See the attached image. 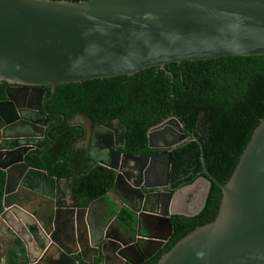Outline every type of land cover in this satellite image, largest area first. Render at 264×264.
Masks as SVG:
<instances>
[{"label": "water", "instance_id": "water-1", "mask_svg": "<svg viewBox=\"0 0 264 264\" xmlns=\"http://www.w3.org/2000/svg\"><path fill=\"white\" fill-rule=\"evenodd\" d=\"M248 56H264V0H0V83L9 85L0 102V169L7 174L0 233L15 238L4 227L37 218L48 248H38L39 256L30 253L29 264H79L77 254L87 264L99 257L103 264H143L173 237L174 215L193 217L203 210L214 183L222 192L216 218L181 238L157 264H264V120L222 183L209 171L200 140L177 118L149 131V147L160 153L142 157L119 152L115 132L90 116H74L69 125L83 129L82 142H89L95 164L116 172L113 191L121 192L135 215L134 225L125 224L126 234L143 231L145 238L96 241L85 216L97 202L79 208L70 179L49 177L25 162L46 144V88L51 100L61 85ZM19 95L40 119L23 116ZM192 142L199 146L205 177L172 192V152ZM160 168L163 173L150 183V172ZM201 182L206 192L195 209L182 204V191Z\"/></svg>", "mask_w": 264, "mask_h": 264}, {"label": "trees", "instance_id": "trees-1", "mask_svg": "<svg viewBox=\"0 0 264 264\" xmlns=\"http://www.w3.org/2000/svg\"><path fill=\"white\" fill-rule=\"evenodd\" d=\"M8 87L7 83H0V101L6 99ZM46 91L49 99L51 89ZM47 111L56 117L50 119L45 147L31 151L25 162L29 168L47 172L49 177L70 179L79 208H89L94 202L113 204L110 194L116 172L95 164L85 147L75 148L84 137L81 127L69 125L76 114L88 115L97 124L113 130L119 152L142 157L160 153L149 147V131L177 118L185 132L202 143L209 171L226 183L264 120V56L174 63L165 70L151 68L131 77L61 85L48 102ZM172 155V191L205 177L197 143H183ZM6 179V172L0 169V216L4 212ZM221 197L220 188L211 183L206 204L198 215H174L173 237L144 264H157L181 238L213 221ZM111 208L117 222L135 224V215L129 209H118L114 204ZM8 264L25 262L19 263L16 254L11 253ZM80 264L87 263L81 260ZM94 264H103V258H97Z\"/></svg>", "mask_w": 264, "mask_h": 264}, {"label": "flooded vegetation", "instance_id": "flooded-vegetation-1", "mask_svg": "<svg viewBox=\"0 0 264 264\" xmlns=\"http://www.w3.org/2000/svg\"><path fill=\"white\" fill-rule=\"evenodd\" d=\"M9 88V87H8ZM47 94V92H46ZM20 97L18 98V102L22 105V110L23 112V116H29L34 118L35 120L40 119V114L39 112H37V110L33 111L32 108H29L28 104H26L24 102V97H22V95H19ZM6 100V99H5ZM4 100V101H5ZM50 101V99L44 98V109L43 112H45L46 114V118L48 120V126L46 128V134L47 130L49 128L50 122H51V118L52 117H56L55 114L47 111V105L48 102ZM3 102V101H0ZM28 103V102H27ZM57 115V114H56ZM78 115V114H76ZM74 115V116H76ZM58 116V115H57ZM73 116V117H74ZM24 121V120H23ZM70 121V120H69ZM80 127V126H77ZM46 135V136H47ZM84 138V137H83ZM83 138L79 141V146H83L88 150V147H90L89 142H82ZM162 168V167H161ZM157 169L154 170L152 172H150L149 174V182L152 183L155 179H156V173H163L162 169ZM170 183H171V179H170ZM187 187V186H186ZM185 188V187H184ZM183 189V188H181ZM181 189L177 190V191H172L171 187L169 188L170 191L172 192H179ZM189 191V190H187ZM193 194V199L190 200L188 203L193 204V208L195 209V207L197 206V203L199 202V197L200 195H195ZM182 204H185L184 202H186L187 200V194H185L182 191ZM111 197V203H113L115 206L117 204L118 208L119 205L123 206V207H127V201L123 198V195L121 194V192L119 191H112V193L110 194ZM186 201H185V200ZM189 199V198H188ZM187 203V202H186ZM113 204H107L106 205H101V203L97 202L95 205H93V207L91 208V211L89 212V223H90V227L93 228L94 232V239H96V241L101 240V239H107V238H115V239H119V240H129L130 238L133 237H143L145 238L146 235L144 234V232L142 231V233L139 235L138 233H130L128 232V234H126V225L125 224H116L119 223L117 222V215H113V209L111 208V205L113 206ZM177 207H182L180 206V204L177 205ZM86 217V216H85ZM37 218L34 216H28L25 217V220H18V222H12L11 225H7L6 227H4L5 229V234L8 233L9 235L14 236L15 238H12L10 236H6L4 234L0 233V259L4 261L5 264H8L9 260H10V254L14 253L16 254L17 258H18V262H25V264H29V254L30 253H35L36 256H39V249L41 248L42 250L48 248L47 240L46 238L48 237L46 231H43L41 234L39 233L38 230V226L36 223ZM102 224H104V228L106 229L105 232L101 233V229L103 227ZM122 225V226H121ZM35 229V231H33ZM33 235V239L30 238V236ZM133 236V237H130ZM137 237V239H138ZM49 238V237H48ZM144 240V239H142ZM142 243V242H141ZM140 243V244H141ZM3 256H5V258H3ZM34 256V257H36ZM77 262H79L82 260L81 259V255L77 254L75 256ZM97 258H95L96 260ZM94 260V261H95ZM114 263V262H112ZM145 263V262H144ZM143 263V264H144Z\"/></svg>", "mask_w": 264, "mask_h": 264}, {"label": "rangeland", "instance_id": "rangeland-1", "mask_svg": "<svg viewBox=\"0 0 264 264\" xmlns=\"http://www.w3.org/2000/svg\"><path fill=\"white\" fill-rule=\"evenodd\" d=\"M205 192H206V185L203 182L198 183V185H196L194 189H191L190 191H186L185 194H187L189 196H187V199H186L187 201L186 200L185 201L188 203L190 200H192L193 199V196H192L193 194L202 196Z\"/></svg>", "mask_w": 264, "mask_h": 264}, {"label": "crops", "instance_id": "crops-1", "mask_svg": "<svg viewBox=\"0 0 264 264\" xmlns=\"http://www.w3.org/2000/svg\"><path fill=\"white\" fill-rule=\"evenodd\" d=\"M113 199V198H112ZM111 199V197H110V200H112ZM191 204V203H190ZM123 206H121V205H119V208H118V206H117V204H116V208H118V209H120V208H122ZM126 208V207H125ZM88 214V213H87ZM90 214V213H89ZM89 214L88 215H86V222L88 223V227H89V225H90V223H89ZM116 216V215H115ZM116 224H118V225H120L121 223H116ZM122 226V225H121Z\"/></svg>", "mask_w": 264, "mask_h": 264}]
</instances>
